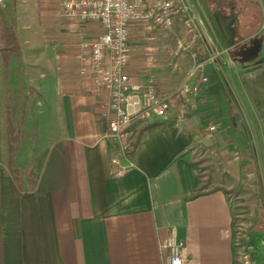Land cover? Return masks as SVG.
I'll return each mask as SVG.
<instances>
[{
  "label": "crops",
  "instance_id": "1",
  "mask_svg": "<svg viewBox=\"0 0 264 264\" xmlns=\"http://www.w3.org/2000/svg\"><path fill=\"white\" fill-rule=\"evenodd\" d=\"M197 1L214 46L213 50L203 43L200 53L208 57L210 50L229 49L234 64H226L225 56L207 61L204 73L209 81L200 84L193 107L181 110L177 105L166 118L133 125L134 140L138 129L152 128L142 134L129 158L107 136L109 120L101 107L106 92H97L79 73V44L95 37L99 25L70 21L63 17L59 5L57 11L44 9L43 21L49 28L36 35L39 48L30 49L32 40H23L28 27L20 34L14 31L11 38L0 34L4 43L0 46V264H11L16 257L20 258L16 264H164L166 252L160 250L159 242L171 227L177 228L184 241L185 264H236L230 201L222 188H205L201 196L191 198L202 180L193 156L203 142L201 132L207 130L202 112L217 106L206 101L227 86L232 100L224 110L229 107L233 116L234 110L240 115L244 108L249 114L258 133L264 169V2ZM252 41L260 46L251 58L238 56ZM13 42L19 47V72L33 74L30 87L39 97L35 116L30 118L35 128L33 140L16 155L19 170L34 168L36 177L24 182L18 179L16 202L12 179L5 171V153L10 149L4 125V109L11 99L5 73H12L13 64L5 46ZM44 42L48 45L40 48ZM140 56L133 57L127 72L133 83L146 85L148 75L138 73L140 67L136 66L142 61ZM193 62H182L181 81ZM155 66V78L161 82L163 72ZM156 84L164 93L179 85ZM194 109L200 113L191 117ZM129 161L133 167L119 175ZM3 201L8 209L17 208L19 227L18 243L8 257L4 252ZM261 213L260 217L255 214L246 238L252 264H264ZM249 234L254 235L249 239Z\"/></svg>",
  "mask_w": 264,
  "mask_h": 264
},
{
  "label": "rangeland",
  "instance_id": "2",
  "mask_svg": "<svg viewBox=\"0 0 264 264\" xmlns=\"http://www.w3.org/2000/svg\"><path fill=\"white\" fill-rule=\"evenodd\" d=\"M192 1L196 3L197 0ZM58 6V0H0V34L11 38L10 35L14 31L20 34L22 29L23 32L28 27V30H25L27 35L22 33L23 40L25 41V38L32 40L30 49L39 48L36 44V37L42 34L40 31L42 28H49L48 23L43 21L45 20L44 9L53 7L57 11ZM40 41L38 43L41 45ZM131 42L139 47V53H141L140 60L142 61L140 65H136L140 67L138 73L148 75L149 80L158 82L161 86H177L181 82L182 62L188 63L191 58L186 55L176 57L174 55L176 44L166 33L154 27L135 25L132 27ZM14 43L5 46L9 59L13 58V64L11 63L12 68H10L12 73H5L6 79L9 77V80L7 79L8 92L11 99L4 109V116L7 118L4 125L8 128L10 149L9 153H5V171L17 185L18 179L24 182L26 178L31 181L36 177L34 168L19 170L16 155L26 142L33 140L35 128L31 127L30 118L35 116L39 97L30 87V83L34 80L33 74L19 72V65L22 64L18 59L19 47L17 43ZM3 44L1 41V48ZM44 45L48 43L44 42L40 48ZM201 45L199 44L198 47H202ZM213 47L212 45V49ZM220 63H222L221 60ZM154 65L157 71L163 72L164 79L161 82L155 78ZM210 99L206 102L214 101L217 106H214L213 111L209 108L202 112V116L206 119L207 130L201 132L203 142L193 157L200 165L203 186L207 189L222 188L226 192L235 220L234 236L235 238L237 235L242 237L246 245L249 226L255 220V214L256 217H260L261 211L264 212L263 155L259 146L258 133L244 108L240 109V115L234 110L235 115L233 116L230 114L229 107L224 110L225 105L232 100L227 86L224 91L219 90L215 97L211 96ZM195 101L197 103V100ZM179 106L181 105L178 104ZM199 113L198 109H194L191 117ZM211 126L214 129H210ZM193 128L196 129V125ZM130 135V144H132L134 142L132 130H130ZM251 236L249 234V239ZM250 245L251 242H249V248Z\"/></svg>",
  "mask_w": 264,
  "mask_h": 264
},
{
  "label": "built area",
  "instance_id": "3",
  "mask_svg": "<svg viewBox=\"0 0 264 264\" xmlns=\"http://www.w3.org/2000/svg\"><path fill=\"white\" fill-rule=\"evenodd\" d=\"M64 18L74 22H91L100 27L92 39L79 44V73L87 77L94 89L104 90L107 98L101 107L108 118L107 136L116 141L123 155L129 150L130 128L153 118H166L182 102L181 110L193 107L200 84L207 83L205 63L225 56V63L234 64L229 49L212 51L204 61L197 60L199 44L212 46L204 19L192 0H58ZM135 25L154 27L168 35L176 44V57L188 55L194 62L181 83L168 93L161 92L150 80L141 85L132 82L127 68L139 47L131 42ZM178 27L181 32H178ZM210 129H214L213 126ZM115 163H117L115 161ZM133 167L122 166L119 175ZM236 264H252L242 237L236 236ZM166 252L164 264H185L184 241L176 227L159 242Z\"/></svg>",
  "mask_w": 264,
  "mask_h": 264
},
{
  "label": "trees",
  "instance_id": "4",
  "mask_svg": "<svg viewBox=\"0 0 264 264\" xmlns=\"http://www.w3.org/2000/svg\"><path fill=\"white\" fill-rule=\"evenodd\" d=\"M198 53H197V60L200 61H204L206 57H203V55L200 53L203 51L202 48L197 49ZM152 125L149 126H144L141 127L140 129L137 130L136 133V137L134 142L131 144V148L129 149V151L127 152L128 154L126 155L127 157L130 156L133 152V150L137 147L138 141L141 138L142 134L151 129ZM42 156V155H41ZM129 158V157H128ZM10 185L12 186V197L13 200L16 202L17 201V197L15 195L16 191V184L14 180H11ZM205 189V187L203 186L202 181L199 183V188L197 190H195V192L192 195V199L197 198L199 196H201L203 194V190ZM15 196V197H14ZM7 201L6 197H5V202ZM3 201V205H4V209H3V223L5 224L4 227V252L5 255L8 257V252L10 251V249L16 244L18 243V239H19V227H18V218H17V208L16 207H12V208H7L6 204ZM16 262H20V258L16 257L13 258V261L11 264H16Z\"/></svg>",
  "mask_w": 264,
  "mask_h": 264
},
{
  "label": "water",
  "instance_id": "5",
  "mask_svg": "<svg viewBox=\"0 0 264 264\" xmlns=\"http://www.w3.org/2000/svg\"><path fill=\"white\" fill-rule=\"evenodd\" d=\"M264 2V0H263ZM251 46L250 47H245L243 46L240 50V52L237 54L238 56L240 57H243V58H246V59H249L251 58V56L257 51V49L259 48L260 46V42H257V41H252L251 43Z\"/></svg>",
  "mask_w": 264,
  "mask_h": 264
}]
</instances>
